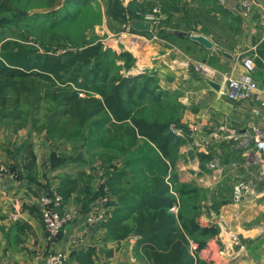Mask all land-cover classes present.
I'll use <instances>...</instances> for the list:
<instances>
[{
  "label": "crops",
  "instance_id": "0c3cea01",
  "mask_svg": "<svg viewBox=\"0 0 264 264\" xmlns=\"http://www.w3.org/2000/svg\"><path fill=\"white\" fill-rule=\"evenodd\" d=\"M67 1L77 9L74 20L85 11H93L92 18L98 17L84 31L85 44L79 45H95L97 41L91 36L102 37L100 44L134 58L136 74H123V78L141 77L148 70L156 85L153 99H158L149 105L152 112L138 118L143 125H133L130 119L126 121L129 124L106 125V142L111 139V144L119 145V134L114 130L128 128L133 132V150L150 147L160 158L141 160L148 156L142 148L137 152L139 158H91V153L107 151L92 148L90 152L76 140L39 129L40 123L35 125L31 120L39 115L29 117L23 126L0 124V264H45L53 251L63 253L68 264H155L140 235H124V227L135 225L141 205L136 194L124 190L123 180L134 171L138 186L150 184V177H158L160 163L165 164V182L177 199V211H170L177 215L180 207L175 183L171 182L175 178L202 191L196 221L200 228L216 231L199 238L202 246L198 250H193L197 243L189 239L193 264H264V175L248 160L250 155H258L255 140L264 132V0H227L224 5L215 0L63 2ZM155 4L163 12L155 37L149 30L128 29L135 23L136 13ZM221 14L233 20L237 32ZM212 23L228 38L214 34L215 38L210 32ZM98 25L102 34L95 32ZM192 35L207 37L214 47L205 48L193 41ZM220 51L231 54L232 59L221 56ZM246 56L256 62L252 78L257 81V90L250 100L231 101L220 93L226 89L225 75L249 78L242 65ZM209 82L219 84L220 90ZM134 95L136 99L139 93ZM82 97H87L86 93ZM93 97L101 98L98 94ZM168 124L187 130L189 125L198 124L202 130L191 132L194 136L188 130L184 137L170 140L155 130ZM151 125L154 129L145 128ZM110 130L113 133L109 134ZM143 130L155 135L143 136ZM158 143L166 153H161ZM214 161L218 162L216 169L210 167ZM240 183L250 184V188L241 202L234 203V187ZM53 194L62 197L66 208L82 215L96 213L97 222L75 220L51 242L42 221L40 198ZM55 208L60 210L61 206ZM234 233L241 238L242 247L230 241ZM209 256L212 262L207 261Z\"/></svg>",
  "mask_w": 264,
  "mask_h": 264
},
{
  "label": "trees",
  "instance_id": "16d2710c",
  "mask_svg": "<svg viewBox=\"0 0 264 264\" xmlns=\"http://www.w3.org/2000/svg\"><path fill=\"white\" fill-rule=\"evenodd\" d=\"M6 1L13 5L20 0ZM6 1L0 2V13L11 12V6H8ZM49 1H51L49 7L57 2ZM75 14L67 18L69 23L61 25L58 22H52L50 26L45 27L47 35L54 32V38L49 37L50 41L56 43L60 39L71 40L75 37L79 39L78 42L82 41L85 44L84 31L98 17L93 20V11H85L81 18L74 20ZM134 18L137 19L136 14ZM79 48L81 47L74 48L76 50H66L60 55L38 53L37 61L25 59L26 65L17 66L18 68H13L15 66L12 67L9 64L13 60L11 57H8L7 61L1 60L0 124L23 126L29 117L38 116L35 114L40 112L42 113L40 117L31 119L34 120L35 125L40 123L39 129L46 128L49 134L55 133L68 140H76L78 144L82 143L80 147L91 149L90 152L93 149L107 151L98 155L91 153V158L95 156L117 158L124 155H128L129 158H139L137 152L141 148L142 151L147 150L148 155L141 160L160 158L158 152L150 147L143 146L133 150L131 145L133 132L128 128L114 130V134H119L117 138L120 140L119 145L111 144V139L109 143L105 140L106 125L113 127L117 123L129 124L126 121L130 119L131 124L140 126L142 121L138 118L141 115L148 116L149 112H152L149 105L155 104L158 98L153 99L156 85L151 82L149 75L125 78L113 76L110 72V62L104 60V57H109V51L103 50L102 44ZM124 54L133 58L127 52ZM132 60L134 61V58ZM143 80L144 82L140 83ZM46 83H50L52 88L46 86ZM80 92L86 93L87 97H81ZM135 92L139 93L136 99H134ZM93 94H98L101 98H95ZM128 101L131 103L129 104ZM5 119H7L6 122H4ZM172 119L174 125L178 126L176 118ZM145 128L152 130L154 125ZM155 130L166 139H176L169 124L157 126ZM108 133L113 132L110 130ZM141 134L152 137L155 132L143 130ZM157 146L161 153L167 152L161 143ZM131 165L128 163L127 166ZM157 173L158 177H150V184L145 183L142 187L134 181V171L125 175L124 190L134 193L133 195L136 194L141 207L137 209L135 225L123 228L124 235L130 232L140 235L148 257L155 264H193V259L188 254L189 239L194 240L200 248L202 246L200 237L206 235L207 238L216 233L215 230L200 228L196 221L199 213L198 201L202 191L191 184L181 183L171 178V182L175 183L174 190L178 193L180 201L176 215L170 211L177 199L165 182L167 175L165 164L158 165ZM142 182H144L143 179Z\"/></svg>",
  "mask_w": 264,
  "mask_h": 264
},
{
  "label": "rangeland",
  "instance_id": "374dc122",
  "mask_svg": "<svg viewBox=\"0 0 264 264\" xmlns=\"http://www.w3.org/2000/svg\"><path fill=\"white\" fill-rule=\"evenodd\" d=\"M4 1L6 0H0V2H4ZM63 1L64 0H58L57 2L54 3L52 7H49V4L51 3V1L49 0L48 1L47 0H30V1L20 0L19 2H15L13 5L6 1L8 6H11V9H10L11 12H1L0 13V61L1 60L7 61L8 57H11L13 60L9 64H11L12 67L15 66L13 68H18L17 66L26 65V63L24 62L25 59H28V58L32 59L33 60L32 62L37 61L36 54L38 53L39 54L48 53V55L49 54L50 55H54V54L60 55L69 49L76 50L74 48H77V47L83 48L84 46H88V45H83V46L79 45L78 43H82V41L78 42L79 39L75 37H72L71 40L60 39V41L54 43L55 41H50L51 39H49V37L54 38V32L50 35L46 34L47 29H45V27L50 26L52 22H58L59 24L63 25V24L69 23L68 22L69 20H67V18L74 16L75 11L77 10L76 7L75 6L70 7L71 1H67L68 4H65V2ZM6 3H3V4L7 6ZM155 6H158V4H155ZM152 8H150L149 10H151ZM214 9L217 10L216 6L214 7ZM149 10L142 11V13L148 12ZM136 16H137V13H136ZM221 18L224 22L228 23L232 29L235 28L234 30H236L237 32V29H236L237 27L230 17L224 14H221ZM92 19L95 20L97 18H92ZM118 21L121 22V20H118ZM212 25H213V29H211L212 31L210 32L212 33L213 36L215 34L216 36H219V37L228 38L219 27L214 26L213 23ZM99 27L100 25L95 27L96 34L100 33ZM129 27H130V30L134 29L135 28L134 23L130 24ZM156 29H154L153 32L156 33ZM201 31L209 32V30H205V29H201ZM149 32H151V29L149 30ZM157 34H158V30H157ZM216 36L214 37L217 38ZM98 37L99 36L97 37L91 36V40L92 41L95 40L97 41L96 44H99L100 40H102V37L101 39ZM45 41H46V44H44ZM7 42L8 44H6ZM102 46H103V50L109 51L108 52L109 57L108 58L104 57V60L105 62H110L111 75L121 76L123 74L135 73L134 69L136 67L135 66L133 67V64H134V61L132 60L133 58L131 59L130 56L125 55L123 50L120 51V53H118L117 50H112L111 48H108L105 45H102ZM142 74L146 76V75H150V72L147 70L143 72ZM129 76H132V75H129ZM143 82L144 80L141 81L140 83H143ZM46 86L52 88L50 83H46ZM80 94H83V95H80ZM79 95L82 97L85 95V93L80 92ZM41 114L42 113L37 112L35 115L40 116ZM42 116H44V114ZM8 127L9 129H12L11 125H8ZM190 135H191V132H190ZM191 136H194V135H191ZM80 144L78 145L80 146ZM174 155L175 154H173V156ZM88 157H89L88 155L84 156V158H88ZM188 178H191V177H185V179H188ZM197 182H200V181L197 179ZM195 245L197 246V244ZM193 250H198V246L195 249L193 248ZM207 261L212 262L213 260L209 256Z\"/></svg>",
  "mask_w": 264,
  "mask_h": 264
},
{
  "label": "built area",
  "instance_id": "2783aa9c",
  "mask_svg": "<svg viewBox=\"0 0 264 264\" xmlns=\"http://www.w3.org/2000/svg\"><path fill=\"white\" fill-rule=\"evenodd\" d=\"M227 0H215L216 3L224 5ZM163 12L159 6H154L148 12H138L136 21H143L151 24V32L155 37L153 32L162 22ZM130 30V27H128ZM264 64V62H263ZM242 65L245 70L249 74V78H235L231 75L226 74V89L221 91V95L226 97L227 99L235 102H244L252 99L254 91L257 90V81L252 78V73L256 70V62L254 58L250 56H246L242 60ZM264 89V84H263ZM83 95V94H80ZM264 106V102L261 103ZM188 130L192 133L201 132L202 128L198 124L189 125ZM171 132L177 137H184L187 132L186 127H175L171 128ZM245 150L247 147L244 148ZM255 149L257 152V156L250 155L249 164L253 166H257L259 168L260 175H264V132L260 133L255 140ZM218 166V162L214 161L210 164L212 169H216ZM250 184L240 183L234 187L233 193V202L239 203L241 202L245 194L249 191ZM41 204V215L42 221L44 223L47 237L51 242H56L62 230L66 228V226L72 223L75 220H83L87 224H94L97 222L98 215L94 213L92 216L82 215L77 211L71 210L63 206V199L61 196L57 194L53 195H44L40 198ZM61 206L60 210H57L55 207ZM171 211H177V205L174 204L171 206ZM230 241H232L233 245L242 247L241 238L237 234H231ZM197 246H193L195 249ZM66 256L59 252L53 251L50 252L46 259L45 264H68L66 262Z\"/></svg>",
  "mask_w": 264,
  "mask_h": 264
},
{
  "label": "water",
  "instance_id": "95a60500",
  "mask_svg": "<svg viewBox=\"0 0 264 264\" xmlns=\"http://www.w3.org/2000/svg\"><path fill=\"white\" fill-rule=\"evenodd\" d=\"M134 27L136 29H143V30H150L152 28L151 24L145 23V22H142V21H135ZM191 39L193 41L198 42L199 44H201L202 46H204L207 49H212L214 47L213 42H211L207 37H205L203 35H192ZM220 54L223 57H226L228 59H232V55L227 53V52L220 51ZM209 84H211L215 88V90H217V91L220 90L219 84H216V83H213V82H209Z\"/></svg>",
  "mask_w": 264,
  "mask_h": 264
}]
</instances>
